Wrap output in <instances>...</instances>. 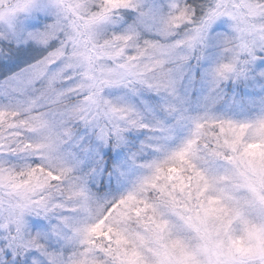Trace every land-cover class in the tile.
<instances>
[{"label":"snow or ice","instance_id":"snow-or-ice-1","mask_svg":"<svg viewBox=\"0 0 264 264\" xmlns=\"http://www.w3.org/2000/svg\"><path fill=\"white\" fill-rule=\"evenodd\" d=\"M0 264H264V0H0Z\"/></svg>","mask_w":264,"mask_h":264}]
</instances>
